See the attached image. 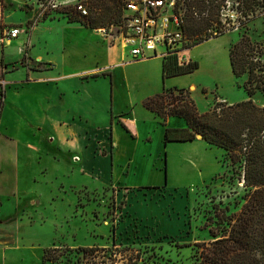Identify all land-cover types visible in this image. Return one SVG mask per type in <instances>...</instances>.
<instances>
[{
    "label": "rangeland",
    "instance_id": "374dc122",
    "mask_svg": "<svg viewBox=\"0 0 264 264\" xmlns=\"http://www.w3.org/2000/svg\"><path fill=\"white\" fill-rule=\"evenodd\" d=\"M30 1L0 0V61L4 56L10 62L23 59L24 54L29 57L27 50L23 55L19 52L22 39L28 43L29 36L6 41L8 29L22 26L27 14H32ZM114 6V3L97 6L96 12L85 21L48 17L40 25L51 26L50 29L38 30L32 41L39 52L46 47L45 52L52 51L60 62L59 55L64 45L69 47L68 41L83 42L79 28L68 30L63 26L83 22L94 30L116 16ZM3 11L9 15L7 20H1ZM36 24L33 20L27 23L22 34H29ZM195 26L190 25V32L197 29L205 36L206 25ZM255 26L247 32L257 37L264 29V21L256 22ZM190 37L193 44L194 34ZM238 40L237 33H229L215 43L227 48ZM109 44L119 53V46ZM213 45L214 41L191 47L184 54L185 59L192 56L199 64L194 80L190 76L171 80L177 88L187 89L192 82L200 84L192 98L201 113L209 110L218 80L211 71L212 62L199 53ZM215 60L222 69H230L228 52L223 51ZM239 81L243 87L244 77ZM232 85L231 76L229 87ZM1 89L4 86L0 81ZM233 91L234 99L248 97L247 89L245 92L233 86ZM253 92L252 105L264 112L261 106L264 97L258 91ZM215 103H220V109L227 107L217 99ZM47 129H43L39 140L29 141L40 142L41 159L19 143L0 138V157L7 160L2 162L0 175V264H203L201 245L225 234V229H230L227 219L238 214L248 200L249 187L245 182L240 185L246 165L243 157L233 163L231 153L223 151L221 156V150L208 151L198 162L201 167L196 169L193 161H182L179 147L172 144L163 151L160 161L151 162L152 166L134 165L130 167L131 173L128 167L125 170L117 167L108 177L110 162L94 159L80 149H71V156L68 155L64 136L53 128ZM52 135L55 140L49 141ZM58 147L60 151L55 149ZM81 164H87L85 171L78 167ZM80 247H95L99 252L84 257L78 252ZM49 249H53L52 254L58 260L43 262V254Z\"/></svg>",
    "mask_w": 264,
    "mask_h": 264
},
{
    "label": "crops",
    "instance_id": "0c3cea01",
    "mask_svg": "<svg viewBox=\"0 0 264 264\" xmlns=\"http://www.w3.org/2000/svg\"><path fill=\"white\" fill-rule=\"evenodd\" d=\"M33 16V12L27 14L22 26L17 25L22 28V32L16 39L22 35L23 38L29 36L28 43L22 39L19 52L23 55L24 50H27L28 56L35 64L23 63V59L10 62L4 60L5 56L3 58L5 77L1 84L4 86L5 96L0 114V138L4 136L10 142L19 143L41 159L40 142L33 144L29 141L31 138L39 140L44 128H53L52 130L58 135H63V139L68 143V155L71 156V149H80L87 151L94 159L110 162V167L107 168L108 177L109 174L115 173L117 167L121 170L128 167L131 173L130 167L134 165L148 166L155 160L160 161L163 151L172 144L179 147L182 161H193L196 169L201 167L198 162H201L206 152L221 150V156L223 155V149L207 144L200 135H197L194 141L168 142L165 148V127L184 128L185 121L169 117L165 126L160 117L143 106L146 98L160 94L164 88H173L176 84L172 79L190 76L194 80L199 68L190 74L164 79L162 60L156 58L132 61L120 47L121 52L117 53L118 49L105 42L95 30L78 22H70L63 27L68 30L79 28L77 30L81 32V41L84 43H76L72 39L68 41L69 47L64 45L59 62L52 51L45 52L46 47L39 52L32 41L38 30H47L51 26L40 25L39 22L31 28L29 34H22L26 24L33 20ZM8 17L3 11L1 20H7ZM218 38L207 39L196 45L199 47L214 41L211 48L199 53L212 62L211 71L218 80L208 111L213 109L216 99L217 102L226 103V106L250 99L248 94L247 98H233V86L242 90L244 88L233 73L231 60L230 69L225 66L222 69L215 58L225 51L230 59V50L234 43H229L226 48L225 44L215 43ZM189 59L196 61L192 56H189ZM13 62H17L18 66ZM9 66L11 67L8 68ZM17 75L21 77L17 78ZM231 76L234 85L229 87ZM193 87L195 91H192ZM199 87L200 84L194 82L188 86L187 89L192 91L191 97ZM50 138L49 141L55 140L53 135ZM55 149L60 151L59 147ZM72 158L77 160V156ZM2 162L7 160L0 157V175ZM78 167L85 171L87 164ZM219 172H215V175Z\"/></svg>",
    "mask_w": 264,
    "mask_h": 264
},
{
    "label": "built area",
    "instance_id": "2783aa9c",
    "mask_svg": "<svg viewBox=\"0 0 264 264\" xmlns=\"http://www.w3.org/2000/svg\"><path fill=\"white\" fill-rule=\"evenodd\" d=\"M114 3L116 16L106 25L94 29L105 41L118 45L132 61L175 57L179 65L189 60L184 54L195 39H213L229 33L244 41L240 51L244 72L242 84L249 92L258 91L264 97V29L255 37L251 26L264 21V0H31L33 21L48 17L78 21L90 19L97 6ZM206 25L205 36L190 25ZM195 26V27H196ZM249 30V32H247ZM257 30V29H255ZM254 30V31H255ZM20 26L8 29L7 39H16ZM254 93V92H253ZM253 101V96H250ZM264 107V104L261 105ZM220 108H218V111ZM242 150L247 153L256 138H264V129L257 137L248 133ZM244 175L242 177V185Z\"/></svg>",
    "mask_w": 264,
    "mask_h": 264
},
{
    "label": "trees",
    "instance_id": "16d2710c",
    "mask_svg": "<svg viewBox=\"0 0 264 264\" xmlns=\"http://www.w3.org/2000/svg\"><path fill=\"white\" fill-rule=\"evenodd\" d=\"M69 20L75 21L74 19ZM95 27L96 25L93 24V28ZM204 40L207 39L202 37L195 39L190 48ZM244 44V41H240L230 50L232 70L237 78H240L244 72L240 55ZM25 59L26 62L23 63L35 64L33 59L24 54L23 60ZM162 61L164 79L190 74L199 68L196 61H188L184 65H179L175 57L162 59ZM4 66L5 63L1 60L0 81L5 77ZM243 88L246 91L244 86ZM246 93L249 96L253 94V92ZM4 96L5 92L1 89L0 114ZM143 106L160 117L164 125L169 117L185 121L186 127L184 128H169L165 125V148L168 142L194 141L197 135H200L207 144L233 154V163L242 160V157L245 161L244 182L249 187L246 197L248 200L238 214L231 215L227 219L230 229H225V234L209 244L201 245V262L203 264H264V138H256L254 145L247 153L242 150L245 133L253 138L259 136L264 129V112L260 113L249 99L227 106L226 109L221 108L220 111H218L220 103H215L213 109L201 113L191 97V92L188 89L177 87L164 88L160 94L146 98ZM112 231L114 232V228ZM52 250L44 252L43 262L58 260V257L52 254ZM78 252L87 257L99 250L95 247H80Z\"/></svg>",
    "mask_w": 264,
    "mask_h": 264
},
{
    "label": "bare ground",
    "instance_id": "6f19581e",
    "mask_svg": "<svg viewBox=\"0 0 264 264\" xmlns=\"http://www.w3.org/2000/svg\"><path fill=\"white\" fill-rule=\"evenodd\" d=\"M0 13H1V6H0Z\"/></svg>",
    "mask_w": 264,
    "mask_h": 264
}]
</instances>
